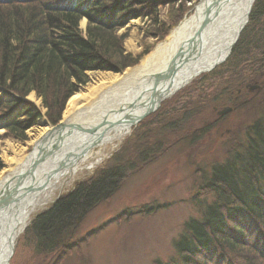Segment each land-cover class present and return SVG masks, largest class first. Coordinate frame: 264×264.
<instances>
[{
    "label": "rangeland",
    "instance_id": "1",
    "mask_svg": "<svg viewBox=\"0 0 264 264\" xmlns=\"http://www.w3.org/2000/svg\"><path fill=\"white\" fill-rule=\"evenodd\" d=\"M196 3L199 0L160 7L159 24L148 17H137L120 28L117 34L125 37L123 46L126 53L139 56L138 63L130 67L140 65L159 43L166 40L172 30L193 13ZM81 21L80 28L85 32L88 20L84 25ZM252 56L237 63L221 62L210 71L195 76L185 87L164 99L159 108L136 123L122 137L123 140L116 141L115 146L109 145L102 152H99L101 148L94 149L91 159L101 160L90 169L86 168L88 163L80 167L77 173L69 176L63 187L54 190L44 206L32 214L13 246L8 264H159L174 259L179 263L175 242L183 233L185 222L199 217L202 205L214 199V194L202 189L210 177L212 166L221 161L231 148L244 143L249 126L264 116V76L258 78L260 82H255L247 75L263 69L264 57L260 55L250 60ZM253 65L255 68L250 71ZM130 67L117 73H123ZM228 75L235 76L231 79ZM90 81L88 71L87 82L79 84L76 92ZM0 99L11 102L0 111L2 171L6 166L3 158L6 143L27 145L28 131L40 122L48 121L49 126L59 124L67 102L61 119L53 123L36 91L20 97L0 89ZM27 102L32 104L30 108L34 115H28L24 110ZM228 107L231 110L225 111ZM17 118L31 124L23 139L15 138L4 128ZM141 122L143 125L124 151L129 162L113 167L119 179L109 198L87 209L73 225L61 228L53 247L39 244L36 247L30 232L34 215L49 207L60 190L63 194L76 181L87 178L95 169L102 167L109 154ZM36 145L31 144L21 159L26 158ZM19 165H9L3 177L9 176ZM243 227L245 234L248 232L247 242L250 244L256 235L249 234L247 226ZM256 245L252 243L253 249L258 251ZM259 247L258 253L254 249L256 255L253 249L240 247V250L251 251L256 258L248 259L250 256L245 255L235 264H264V247ZM204 258L199 260V264H218V260L206 263Z\"/></svg>",
    "mask_w": 264,
    "mask_h": 264
},
{
    "label": "trees",
    "instance_id": "2",
    "mask_svg": "<svg viewBox=\"0 0 264 264\" xmlns=\"http://www.w3.org/2000/svg\"><path fill=\"white\" fill-rule=\"evenodd\" d=\"M184 1L0 0V89L20 97L36 91L47 108V117L58 123L68 98L79 84L87 82L88 71L121 72L138 63L139 56L126 53L125 37L117 34L120 28L137 17L159 24L160 7ZM83 18L88 20L85 32L79 25ZM260 55L264 57V0H255L249 22L225 63ZM261 69L247 75L253 78ZM10 103L0 99V111ZM31 105L27 102L24 108L28 115L33 113ZM141 124L102 167L76 181L32 219L30 232L36 247H53L61 228L73 225L87 209L109 198L119 179L113 167L129 162L124 151ZM30 126L17 118L4 128L23 139ZM202 189L214 194V199L202 205L199 217L185 222L175 242L180 262L174 259L159 264H199L204 257L206 263L218 260V264H235L245 255L255 259L252 243L258 244V251L260 245L264 247V116L249 126L244 143L231 148L212 166ZM243 225L256 235L250 244ZM240 247L253 249L255 255Z\"/></svg>",
    "mask_w": 264,
    "mask_h": 264
},
{
    "label": "bare ground",
    "instance_id": "3",
    "mask_svg": "<svg viewBox=\"0 0 264 264\" xmlns=\"http://www.w3.org/2000/svg\"><path fill=\"white\" fill-rule=\"evenodd\" d=\"M251 2L253 0H202L196 3L193 13L174 28L166 40L159 43L140 65L130 67L123 73L90 71L91 81L68 98L63 119L59 123L71 120L86 122L89 125L96 124L107 108L117 109L137 101L134 111L139 113L150 104L152 96L154 102L159 97H170L185 87L199 72L213 67L228 55L233 41L239 34L240 26L246 20ZM208 3H211L210 12L207 22L204 23L205 7ZM81 23L86 24L87 19L83 18ZM173 71V75L168 78V74ZM156 77L163 79V83L157 85L158 89H155L154 85ZM49 125L50 122L42 121L28 131L27 145L6 143L3 154L6 166L0 171V190L12 177H3L5 169L13 163H26L30 156L22 159L21 157L31 144L44 139L55 126ZM128 129L129 127L123 124L108 129L98 142L97 148H101L99 152L109 145L115 146L116 141L121 139ZM92 139L93 136L86 133L73 134L70 138L77 146H87ZM93 154V150L83 154L74 162L73 170L66 169L52 174L49 181L32 190L17 204L19 206L12 210H0V264H8L12 246L32 214L49 201V197L56 187L63 183L66 175L77 173L80 167L83 168L87 163L86 168L90 169L100 160L98 158V161H93ZM52 166H46L45 171L53 172Z\"/></svg>",
    "mask_w": 264,
    "mask_h": 264
},
{
    "label": "water",
    "instance_id": "4",
    "mask_svg": "<svg viewBox=\"0 0 264 264\" xmlns=\"http://www.w3.org/2000/svg\"><path fill=\"white\" fill-rule=\"evenodd\" d=\"M201 1L202 0H199V3ZM254 1L255 0H253L249 6L248 12L246 13V20L240 26L239 34L233 41L228 55L219 63L224 62L227 59L234 44L238 41L241 32L249 21V16ZM210 5L211 3H208L205 7L204 23H206L208 20ZM219 63H216L213 67H210L207 70L199 72V74L210 71ZM173 73L174 71L170 72L168 74V78H170ZM160 83H163V79L156 77L154 79L155 89H158L157 85ZM164 99L166 98L159 97L158 100L154 102L152 96L150 99V104L145 106V109H142V111L139 113H135L134 111L137 108V101H132L131 104L121 108L118 107L117 109L115 107L107 108L103 113L101 120L96 124L89 125L86 124V122L81 123L71 120L57 124L54 130L49 131L48 135H46L44 139L37 143L36 147L33 149V152H31L29 155L30 158L27 160V162L22 164L20 168H17L18 170L12 174V177L6 183L5 187L0 190V210H12L13 208L19 206L17 204H19L20 201L22 202L32 190L38 186H41L46 181H49V178L54 173L48 174V172L45 171L47 164L50 163L53 165H58L55 171L58 169H64V171L66 169L72 170L74 167V162L78 160L83 154H85L87 150L89 151L95 145H97V143L102 139L103 134L108 129L113 128L114 125L122 124L131 128L143 117L159 108ZM230 110L231 108L229 107L225 109V111ZM80 133H86L93 136L92 141L85 148H81L80 146L73 144L70 140L73 134Z\"/></svg>",
    "mask_w": 264,
    "mask_h": 264
},
{
    "label": "flooded vegetation",
    "instance_id": "5",
    "mask_svg": "<svg viewBox=\"0 0 264 264\" xmlns=\"http://www.w3.org/2000/svg\"><path fill=\"white\" fill-rule=\"evenodd\" d=\"M264 65H263V69H261V70H259L256 74H255V76L252 78L253 79V81H255V82H260V79H258L259 77H261V76H264ZM263 71V72H262ZM248 85V84H247ZM249 86V85H248Z\"/></svg>",
    "mask_w": 264,
    "mask_h": 264
}]
</instances>
